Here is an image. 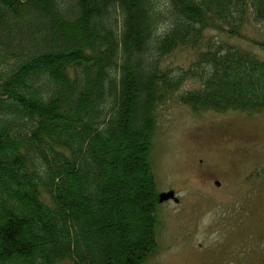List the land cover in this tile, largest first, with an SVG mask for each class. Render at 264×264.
Masks as SVG:
<instances>
[{"label":"trees","instance_id":"1","mask_svg":"<svg viewBox=\"0 0 264 264\" xmlns=\"http://www.w3.org/2000/svg\"><path fill=\"white\" fill-rule=\"evenodd\" d=\"M163 1L0 0V264H145L158 105L198 75L194 111L264 113L256 54L212 44L199 74L161 67L216 21H264V0Z\"/></svg>","mask_w":264,"mask_h":264},{"label":"rangeland","instance_id":"2","mask_svg":"<svg viewBox=\"0 0 264 264\" xmlns=\"http://www.w3.org/2000/svg\"><path fill=\"white\" fill-rule=\"evenodd\" d=\"M219 25L207 28L199 47L164 57L162 71L199 74V54L214 43L264 60V21L251 10L239 36ZM197 77H187L157 110L151 155L157 190L176 191L180 203L157 205L158 249L145 264H264V113L193 111L180 97L201 87ZM43 200L51 204L47 194Z\"/></svg>","mask_w":264,"mask_h":264},{"label":"water","instance_id":"3","mask_svg":"<svg viewBox=\"0 0 264 264\" xmlns=\"http://www.w3.org/2000/svg\"><path fill=\"white\" fill-rule=\"evenodd\" d=\"M172 198H175L174 192H171V193H168V194H162L160 196V202L163 203V202L168 201V200H170Z\"/></svg>","mask_w":264,"mask_h":264}]
</instances>
